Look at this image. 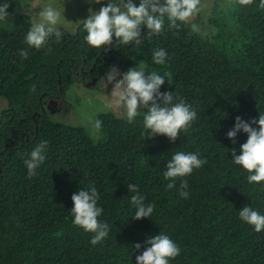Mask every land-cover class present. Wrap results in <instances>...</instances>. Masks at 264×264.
<instances>
[{
    "label": "trees",
    "instance_id": "16d2710c",
    "mask_svg": "<svg viewBox=\"0 0 264 264\" xmlns=\"http://www.w3.org/2000/svg\"><path fill=\"white\" fill-rule=\"evenodd\" d=\"M227 1L233 27L211 20L216 31L209 36L197 19L170 28L165 17L159 35L142 26L140 45L115 44L107 52L87 43L83 23L34 49L25 43L29 16L0 20V98L7 102L0 113V264H136L146 240L159 233L181 250L169 264H264V230L239 217L244 206L264 215V181L249 183V173L232 161L231 150L239 155L247 134L239 132L235 143L227 138L236 117L251 122L264 115V8L260 0L246 6ZM5 3L9 14L15 1L0 0ZM23 49L27 59L19 54ZM158 49L167 52L163 65L153 61ZM134 58L146 74L165 77L161 92H173L196 111L187 133L174 142L151 138L142 114L129 123L126 115L107 111L95 116L101 127L93 139L81 126L51 119L49 100L64 103L78 81L99 80L113 65L126 72ZM42 141L45 161L29 177L24 161ZM177 152L206 163L168 189L164 172ZM182 180L187 199L178 191ZM128 184L138 186L145 205H155L150 218H132L130 197L137 193ZM89 185L103 208L98 220L110 229L95 246L71 213V196Z\"/></svg>",
    "mask_w": 264,
    "mask_h": 264
},
{
    "label": "clouds",
    "instance_id": "9594fccd",
    "mask_svg": "<svg viewBox=\"0 0 264 264\" xmlns=\"http://www.w3.org/2000/svg\"><path fill=\"white\" fill-rule=\"evenodd\" d=\"M90 3L93 0H89ZM100 4L101 0H94ZM254 0H238L240 5L253 4ZM201 0H140L137 6L133 0H107L98 11L89 9L88 17L83 20V27L87 32V43L97 49L107 52L115 44L124 46L140 45L142 43L141 30L146 26L149 35H159L164 29L165 17L169 21L170 28H178V21L184 24L194 18L200 11ZM9 4L0 6V20L8 17ZM260 8H264V0H260ZM39 20L31 25L25 37V43L34 49L46 47L49 40L55 35L60 38L57 25L61 21L62 13L52 5L44 6L38 13ZM197 26L192 25V31H197ZM115 37V43L113 40ZM22 59H27L29 53L26 49L20 50ZM167 52L164 49L155 50L153 61L157 65L165 64ZM107 84L112 85L110 95V107L123 110L129 123L140 115V110H146L143 119L145 128L151 131V138L163 135L174 142L181 131L187 133L192 122L197 118V113L180 97H174L173 92H161L160 88L165 84V77L153 71L146 74L145 67L140 62L136 67H130L121 73L115 66L111 67L105 75ZM176 101V102H174ZM252 125H257L253 127ZM95 127H101V121L95 122ZM247 134V141L240 146V154L236 155L232 149V161L242 166L249 175V183L259 184L264 181V115L258 119L247 122L236 117L234 127L228 131L227 138L233 143L239 132ZM47 141H42L30 153V158L24 161L29 177L36 174L45 161V148ZM206 163L194 153L177 152L166 165L165 179L170 182L168 189L176 186L177 178L190 175L194 169L201 168ZM187 180H182L179 186V194L187 199L189 193ZM131 195L130 200L136 211L135 220L150 218L155 205H145L144 197L138 194V186L128 184ZM73 207L71 213L73 223L85 232L93 234L91 244L93 246L102 242L109 235L107 223L98 220L103 208L97 206L99 200L98 190L94 185L87 189H81L71 196ZM240 219L254 226L256 232L264 230V215L250 206H244L239 211ZM149 245L140 255L136 256V264H169L180 254V248L168 235L159 233L146 240ZM136 250L141 248L136 244Z\"/></svg>",
    "mask_w": 264,
    "mask_h": 264
},
{
    "label": "rangeland",
    "instance_id": "374dc122",
    "mask_svg": "<svg viewBox=\"0 0 264 264\" xmlns=\"http://www.w3.org/2000/svg\"><path fill=\"white\" fill-rule=\"evenodd\" d=\"M14 1L15 8L8 14V17L15 19L21 15H27L31 18L32 23L38 22V13L44 6L50 4L57 8L62 13L61 21L57 25L61 34L74 33L76 28L88 17L90 8L95 12L107 3V0H104V2L101 0L100 4L95 3L94 0L92 3H90L89 0ZM231 9L230 3L227 0H201L198 16H195L189 22L197 19L198 28L201 33L211 36L215 34L216 31L214 25L210 22L211 20L222 19L229 27H233L232 23L234 24V21L231 13L229 14ZM59 39H56L54 36V40ZM135 59L136 58H134V60ZM139 63L140 61L135 60L132 67H136ZM113 66L117 67L121 73H124L117 65ZM111 90L112 85L107 84L105 76L99 80L77 82L65 93L64 103L62 101L49 100L46 106L53 121L72 126H81L93 139H97L100 135L99 130L95 127V116L97 114L109 111L117 116L125 115L122 109L117 110L109 106ZM6 107V100L0 98V113ZM145 112L146 110H140V114L143 116Z\"/></svg>",
    "mask_w": 264,
    "mask_h": 264
},
{
    "label": "flooded vegetation",
    "instance_id": "af4514ba",
    "mask_svg": "<svg viewBox=\"0 0 264 264\" xmlns=\"http://www.w3.org/2000/svg\"><path fill=\"white\" fill-rule=\"evenodd\" d=\"M83 78V77H82ZM93 80H96V79H93ZM88 81V80H87ZM90 81H92V80H90ZM79 82V81H78ZM80 82H86V80H82V81H80ZM47 107V106H46Z\"/></svg>",
    "mask_w": 264,
    "mask_h": 264
}]
</instances>
